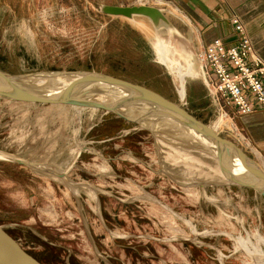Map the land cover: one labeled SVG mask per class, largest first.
I'll list each match as a JSON object with an SVG mask.
<instances>
[{
	"label": "rangeland",
	"instance_id": "obj_1",
	"mask_svg": "<svg viewBox=\"0 0 264 264\" xmlns=\"http://www.w3.org/2000/svg\"><path fill=\"white\" fill-rule=\"evenodd\" d=\"M107 2L0 0V71H93L179 103L177 78L164 60L173 51L179 71L192 70L183 75L182 106L210 127L220 124L216 133L251 157L219 116L191 43L176 25L180 35L163 31L173 45L167 50L144 18L101 14ZM142 21L153 31L151 41ZM5 99L0 151L54 173L0 159V226L22 248L44 253V264L264 263L262 197L208 169L215 158L207 147L174 125L149 120L145 129L100 109ZM168 144L201 163L177 157ZM238 239L256 249L250 253Z\"/></svg>",
	"mask_w": 264,
	"mask_h": 264
},
{
	"label": "water",
	"instance_id": "obj_2",
	"mask_svg": "<svg viewBox=\"0 0 264 264\" xmlns=\"http://www.w3.org/2000/svg\"><path fill=\"white\" fill-rule=\"evenodd\" d=\"M98 10L101 14L128 20L144 18L155 33L175 30L164 10L153 5L101 4ZM41 77L54 78L57 82L50 86L30 84ZM59 78L68 79L69 82L63 85ZM94 96H101L102 99H95ZM0 97L22 103L100 109L145 129L144 123L149 120L166 121L176 126L180 133L187 134L195 145L199 143L203 148L207 147L216 161L236 178L239 186L254 190L264 201V171L251 157L234 142L220 136L210 126L191 115L180 103H175L143 85L93 71H49L19 75L0 71ZM0 159L37 168L42 164L28 162L7 153L2 154ZM0 264L42 263L24 250L0 226Z\"/></svg>",
	"mask_w": 264,
	"mask_h": 264
},
{
	"label": "crops",
	"instance_id": "obj_3",
	"mask_svg": "<svg viewBox=\"0 0 264 264\" xmlns=\"http://www.w3.org/2000/svg\"><path fill=\"white\" fill-rule=\"evenodd\" d=\"M106 4L138 5L135 0H109ZM145 4L164 10L183 38L191 43L189 50L193 56L215 37L227 45L233 44L236 33L230 20L236 14L253 48L264 59V0H149ZM141 25L151 41L153 31L143 21ZM235 123L245 137L239 143L264 171V111L236 117Z\"/></svg>",
	"mask_w": 264,
	"mask_h": 264
},
{
	"label": "built area",
	"instance_id": "obj_4",
	"mask_svg": "<svg viewBox=\"0 0 264 264\" xmlns=\"http://www.w3.org/2000/svg\"><path fill=\"white\" fill-rule=\"evenodd\" d=\"M135 1L145 4L149 0ZM230 21L236 33L234 43L227 45L220 37H215L200 48L195 58L219 116L227 120L230 130L243 142L245 137L233 119L256 110L264 111V59L253 48L239 17L233 14ZM179 103L183 105L185 97Z\"/></svg>",
	"mask_w": 264,
	"mask_h": 264
},
{
	"label": "bare ground",
	"instance_id": "obj_5",
	"mask_svg": "<svg viewBox=\"0 0 264 264\" xmlns=\"http://www.w3.org/2000/svg\"><path fill=\"white\" fill-rule=\"evenodd\" d=\"M169 33H175V34H178V32L177 31H171V32H169ZM178 35H180V34H178ZM154 38H157L158 40H159V42H160V44L164 47V48H169V50H170V48H173V45L171 44V42H170V39L169 38H165V36H164V34H163V32H156V34H155V36H154ZM175 49V48H174ZM168 50V49H167ZM172 52V53H171ZM170 53H171V56H169L168 55V52H166V54H167V56H166V59H164V60H166V62H167V67L169 68V71L170 72H173L174 74H175V76H176V78H177V82H178V84H177V87H176V92L178 93V96H179V99L180 100H183V98H184V90H183V75L184 74H188V73H191L192 72V70H191V68L189 67V66H187L186 65V68H185V71L184 72H180L179 70H180V67L179 66H177L176 67V62H174L175 60H173L175 57H174V55H173V51H170ZM183 54V53H182ZM179 55V54H178ZM175 65V67H174V65ZM179 64V63H178ZM180 66H181V64H180ZM183 68V67H182ZM183 71V70H182ZM60 80H59V82H61V83H63V85H66L69 81H68V79H65V78H59ZM34 82L35 83H38V84H43L44 82H47V84L49 83V84H54L55 82H57V80L56 79H54V78H52V79H49V78H37V79H35L34 80ZM99 99H102V97L100 96L99 97ZM6 100V99H5ZM9 100V99H8ZM11 103V102H10ZM12 104V103H11ZM12 105H14V104H12ZM63 106V105H62ZM64 106H68V105H64ZM70 107H74V106H70ZM74 108H76V107H74ZM80 108H82V107H80ZM90 109H92V110H96V109H94V108H90ZM220 120H221V118H220ZM217 126V124H215L213 127H211L214 131H215V128H217L216 127ZM176 127V126H175ZM216 132V131H215ZM190 134V133H189ZM218 134V133H217ZM186 136L187 137H189L187 134H186ZM190 141H192V139L190 138L189 139ZM168 146L171 148V149H173V151H174V153L177 155V157H179V158H184V159H191L192 161H196V162H198V163H201L199 160H196L195 158H194V156L193 157H191L190 156V154H188L186 151H184V150H180V149H178V148H175V147H172L171 145H169L168 144ZM167 152V151H166ZM168 153H170V152H168ZM2 154H5V153H3V152H0V156H2ZM168 155V154H167ZM170 155H171V153H170ZM172 157H173V159L174 160H176V157L174 156V155H171ZM213 156V155H212ZM214 157V156H213ZM169 158V157H168ZM215 158V157H214ZM132 159V158H131ZM201 159V158H200ZM178 161V160H177ZM183 161V160H182ZM186 161V160H185ZM191 162V161H190ZM179 164H180V162H178ZM205 163H207V162H205ZM185 164V163H184ZM183 164V165H184ZM192 164H194L193 162H192ZM208 164V163H207ZM206 164V165H207ZM210 165V164H209ZM208 165V169H210V170H212L218 177H220V178H224L226 181H228V182H232L233 184H236V185H238L237 184V180H236V178L223 166V165H221L220 163H218L217 161H216V158H215V166L212 168L211 166H209ZM185 166V165H184ZM187 166H189L190 167V165H187ZM194 166V165H193ZM193 166H191V167H193ZM103 167V166H102ZM195 167H197V166H195ZM199 167H197V169H198ZM38 169L39 170H44V171H46V172H51L52 174L54 173V171H52V169L48 166V165H46V164H41L40 166H38ZM186 169H187V167H186ZM207 169V170H208ZM202 171V170H201ZM200 171V172H201ZM211 171V172H212ZM210 172V173H211ZM212 174V173H211ZM210 174V175H211ZM206 176H209V175H206ZM209 177H211V176H209ZM216 180V179H215ZM218 180V179H217ZM234 182H236V183H234ZM172 215V214H171ZM173 216V215H172ZM174 218V217H173ZM175 220V219H174ZM177 235V234H176ZM255 238H260V236L257 234V235H255L254 236ZM237 239V238H236ZM239 241H238V245L239 246H241V247H243L244 249H246V250H248V248H250V250L253 248V249H256L255 247H256V245H254L252 248L251 247H249V246H251V242H249L248 240H244V241H246V242H248V243H250V245L248 244V243H246V242H244L242 239H238ZM243 249V250H244ZM254 251H256V250H254ZM261 251V250H260ZM248 252V251H247ZM252 252V250L250 251V253ZM264 252V251H263ZM258 254V253H257ZM253 257V256H252ZM250 258V257H249ZM262 264H264V263H262Z\"/></svg>",
	"mask_w": 264,
	"mask_h": 264
},
{
	"label": "flooded vegetation",
	"instance_id": "obj_6",
	"mask_svg": "<svg viewBox=\"0 0 264 264\" xmlns=\"http://www.w3.org/2000/svg\"><path fill=\"white\" fill-rule=\"evenodd\" d=\"M49 173H51V172H49ZM5 232H7L20 246L22 245L21 244V242H20V239L19 238H15V234L13 235V234H11V232H9V231H7V230H5ZM22 235L23 236H27V237H30L28 234H26L25 235V233H22ZM35 235V234H34ZM33 235V236H34ZM36 236V235H35ZM31 238L33 239V240H35V241H39V242H44V239H42V238H40V237H38V239H36V237L35 238H33L32 236H31ZM24 249V248H23ZM26 249V251L29 253V254H31L36 260H38L40 263H42V264H44L40 259H39V255H45L44 253L42 254V253H40L39 251L38 252H36L35 251V249H37V247H35V246H33V247H27V248H25ZM24 249V250H25Z\"/></svg>",
	"mask_w": 264,
	"mask_h": 264
},
{
	"label": "trees",
	"instance_id": "obj_7",
	"mask_svg": "<svg viewBox=\"0 0 264 264\" xmlns=\"http://www.w3.org/2000/svg\"><path fill=\"white\" fill-rule=\"evenodd\" d=\"M138 78H139V80L141 79V77H138ZM139 80H138V81H139ZM132 81H133V80H132Z\"/></svg>",
	"mask_w": 264,
	"mask_h": 264
}]
</instances>
